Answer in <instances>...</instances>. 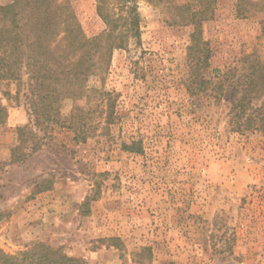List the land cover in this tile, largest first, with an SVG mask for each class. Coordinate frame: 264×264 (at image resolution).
Segmentation results:
<instances>
[{"label":"rangeland","instance_id":"1","mask_svg":"<svg viewBox=\"0 0 264 264\" xmlns=\"http://www.w3.org/2000/svg\"><path fill=\"white\" fill-rule=\"evenodd\" d=\"M70 1L88 37L104 30L96 0ZM138 2L141 45L115 50L105 80L88 82L113 92L109 133L95 93L78 101L95 129L85 142L76 138L63 126L75 105L68 99L48 131L53 139L12 163L17 127L30 117L24 99H8L16 85L0 82L9 111L0 128V249L16 254L39 240L82 264H139L137 253L151 246L147 264H264V137L232 131L226 98L186 108L194 101L183 86L194 26L169 24L171 0ZM236 6L216 0L201 25L213 52L209 78L243 55L264 60V8L242 18ZM133 140L143 152L122 148Z\"/></svg>","mask_w":264,"mask_h":264},{"label":"trees","instance_id":"2","mask_svg":"<svg viewBox=\"0 0 264 264\" xmlns=\"http://www.w3.org/2000/svg\"><path fill=\"white\" fill-rule=\"evenodd\" d=\"M171 1L174 10L169 24L194 26L183 78L186 93L194 101L186 108L196 110L203 97L226 98L232 131L240 134L255 131L264 137V60L254 53L243 55L237 65L225 70L217 68V73L209 78L213 52L202 37L201 25L214 17L216 0ZM96 2L105 28L92 37L84 33L70 0H12L0 4V82L16 85L15 94L6 92L8 99L17 103L24 99L30 117L27 124L17 127V144L10 150V162L25 161L42 148L46 138L53 139L48 131L60 121L61 103L65 100L71 99L75 105L64 118L69 119L68 124L64 122L63 126L73 129L75 137L84 142L95 128L87 125L84 110L91 109L81 107L78 104L81 99L90 100L98 94L96 107L105 114L106 134L116 123L113 92L91 88L88 82L92 77L105 80L115 50H127L132 43L141 45V13L138 0ZM263 4L264 0H237V16L246 18L262 11ZM239 62L242 64L238 65ZM8 116V106L0 97V128ZM122 148L134 153L144 151L141 140L123 142ZM146 254H153L151 246H144L137 253L139 264H147ZM0 264L82 262L65 254L60 247L37 240L16 254L0 249Z\"/></svg>","mask_w":264,"mask_h":264}]
</instances>
